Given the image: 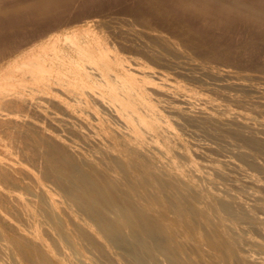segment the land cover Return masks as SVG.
<instances>
[{
    "label": "bare ground",
    "instance_id": "6f19581e",
    "mask_svg": "<svg viewBox=\"0 0 264 264\" xmlns=\"http://www.w3.org/2000/svg\"><path fill=\"white\" fill-rule=\"evenodd\" d=\"M73 1L0 0V16L14 15L12 17L18 19H14L12 24L15 23L13 26L17 27V24L21 26L18 20L24 19V16H21L22 11L31 4V10H37L38 6L42 8L39 9L42 10L41 13L35 14L33 11V14L38 13L40 18H47L51 13L53 16L60 11L64 13V9L72 6ZM174 1L171 3L176 5L180 2ZM208 1L210 3V0ZM184 2L183 9L186 5H191ZM199 2L202 5V0H198ZM174 4L169 7L175 6ZM203 6L205 9L206 6L202 5V8ZM29 8L26 10H30ZM207 8L213 15L217 13L228 18L238 17L239 21L242 19L240 16H247L243 17L244 20H249L251 16L254 20L259 18L261 26L255 25L256 32L260 29L259 34H262L258 26L264 30V0H212ZM189 9L191 8L188 7L187 12ZM206 12L203 11L204 15H211ZM42 13L45 17H41ZM90 14L92 15L91 12ZM197 14L196 16L200 15ZM10 16L8 17L12 21ZM25 16L28 17L26 14ZM94 16L92 19L83 17L86 25L82 27L46 33L42 30V34L31 40H26L28 36L24 37L25 34L22 35L25 41L17 34L16 38H20V42L11 39L10 42L6 37L0 38V264H264V164L261 161L264 156L259 154L263 153L260 150H263L261 146L264 147V143L260 146L257 142H264V114L258 112L263 109L260 104H264V84L246 83L234 75L233 78L237 80L232 79L231 70L226 66L220 67L221 69L219 66L214 67L217 70L215 75L210 77L216 76L225 81L217 84L214 81L212 88L225 84L245 86L256 96L254 99L249 95L253 98V103L260 105L257 110L255 103V109H251V104L249 109L245 108L244 104L242 107L241 104L228 106V103L222 106L223 104L220 105L215 100L216 96L205 94L199 89L198 91L204 92L205 95L199 92L196 95L191 92L192 85L182 83L173 73L171 75L168 70L157 67L155 63L161 59H153L155 55L150 58L147 54L149 52L145 51L148 47L144 49V56L150 58V61L147 59L148 63L157 60L154 63L156 68L151 63H146L145 57L146 62L142 60L143 50L140 53L142 56L138 55L142 59L131 53L132 48L127 47L131 54L126 49L128 54L121 53L122 50H118L114 41L107 38V34L95 30L94 25L99 19ZM191 16L194 18L193 14ZM216 17L213 18L215 22ZM227 17L224 18L228 19ZM199 18L201 20V17ZM222 18L219 21L224 23ZM210 19L206 17L205 21ZM235 19L230 18L236 22L238 19ZM0 21L4 22L2 25L5 26L6 20ZM228 22L230 21L226 20V23ZM239 23L237 21V24ZM254 23L255 21L252 22ZM243 25L237 27L242 29ZM249 25L248 28L251 27ZM157 26L159 25L156 24ZM220 26L224 28L222 24ZM255 26L253 25V28ZM14 29L16 31L17 28ZM212 29V32H215L216 29ZM3 31L0 34L2 37ZM36 32L39 33V29ZM32 33L30 36L35 37L36 33L33 36ZM242 33L243 36L245 31ZM207 37L210 38V35ZM229 45L228 48L231 47ZM232 45L233 48L236 47V44ZM252 45L255 49L254 44ZM166 47L161 52H167ZM226 47L225 49H228ZM249 47L251 52V46ZM229 50L232 48L225 51ZM243 50L248 51L244 48ZM223 51L222 49L224 54ZM158 52L161 54L160 50ZM249 53L244 57L251 56ZM258 53L254 57L259 58ZM175 54L174 50V56ZM226 54L224 57L230 55ZM157 56L159 57V54ZM233 56L235 55L231 54L232 59ZM256 58L253 59L254 62ZM162 63L164 66L166 62ZM191 64L193 63L190 62L189 65ZM180 69L184 70L179 68V71ZM260 76L263 78L262 73L258 75ZM244 78L246 77L241 79ZM209 86L211 85L207 87ZM231 90L229 93L235 94ZM249 90L246 92L251 94ZM243 96L239 99L245 100ZM231 97L232 95L230 99ZM203 121H213L212 123L218 124L220 129L229 131L230 137L223 131L221 133L227 138H222L224 135L220 133L221 138H216L220 137L217 135L220 129L213 132L218 139H215V144L209 143V139L206 143L202 142L204 140L198 141L199 143L192 141L190 136L194 135L189 136L192 132L188 134L190 140L183 137L186 135L182 136V133L190 131L192 125L207 126V122ZM200 127L197 129L200 130ZM233 129L241 133L240 135L247 136L246 138L256 139L254 143L258 145L251 144L252 139L243 140L241 136V140L248 143L252 151H247V145V150L240 148L243 147L242 144L240 146L234 138L239 135L234 136ZM196 137L194 140L199 138ZM219 145L228 148L229 152L224 149L222 153L215 154L217 150L214 148L219 149ZM237 145L240 146L239 149ZM258 156L263 158L260 160Z\"/></svg>",
    "mask_w": 264,
    "mask_h": 264
},
{
    "label": "rangeland",
    "instance_id": "374dc122",
    "mask_svg": "<svg viewBox=\"0 0 264 264\" xmlns=\"http://www.w3.org/2000/svg\"><path fill=\"white\" fill-rule=\"evenodd\" d=\"M24 1H29V0H24ZM74 1H76V2H74ZM73 1V3H71L72 4V6L70 5L69 7H67L66 9H64L65 10V12H67L66 14H65V12L63 13L62 11H60V12H57L58 14L57 15H55L54 14V16L52 15V13L51 14H49V16L48 15H46V16H48L47 18H40V16H39V14L37 13V15L39 16L38 18H36L37 17V15H35L36 14V12H39V13H41L40 11H42V10H39V9H42V8H40L39 6H38V8H37V10H36V8H33L34 10H31L29 7L30 6H32V4L29 6V7H27V8H25V10H23L22 11V14H21V16L24 18V19H19L20 21L21 20H24V22L23 21H19L18 20V23H20L21 24V26H19V24H17L16 26L17 27H14L15 26V23L14 24H12L13 23V21H14V19H18L17 17H15V18H13L14 17V15H12V16H10V15H4V17L2 18L1 16V18L0 19H4V20H6L5 21V26H3L4 24V22H2V21H0L1 22V24H0V30H4L3 31V36L4 37H2L1 35V39L2 38H5L6 37V40H8V41H10L11 42V40L12 41H19L20 40V38H16V36H17V34H18V37H22V40H24L25 41V38L24 37H26V36H28V37H30V38H28V37H26V40L28 39V40H31V38L32 39H34V38H36L38 35H40V34H42L43 32L44 33H46V32H56V31H63V30H66L67 28L68 29H70V28H72V27H77V28H79V27H82V26H84V25H86L85 24V22H84V20H82V19H84L85 18V16H86V18H88V19H92V16L93 15H95L94 16V18H96L97 20H98V23H96L95 25H97V26H95L94 25V27H95V30H97V32L98 31H102L101 32V34L103 33V34H107V38L109 37V40H111V41H114V43H115V45L118 47V50H122L121 51V53H123V54H131L132 52V54L134 55H136V56H138L141 52H142V50H143V52L139 55V56H142L143 57V59L142 58H140L139 56V58L140 59H142V60H144V57H145V59H146V61H147V59H148V61H150V58H152L151 56H153V55H155V56H153L154 58L153 59H157V58H160L161 60H159V62L157 63L155 60H153V61H151L150 63L154 66V68H156L155 67V65H154V63L155 64H157L156 66L157 67H160L161 69H163L164 71L166 70H168L167 72L169 73V74H171V73H173V76H175L176 77V79L178 80L179 79V81H182V83H187V84H190V85H192L191 87H192V90H191V92L192 93H198L199 91H204L205 92V94L207 93L208 95H212V96H216L215 97V100H217L218 101V103L220 104V105H222V106H224V104H225V106H226V104L228 103L229 105L228 106H237V104H241L240 106L242 107V105L244 104V107L245 108H251V109H255V107H256V109L255 110H257V108L259 109V107L258 106H260V108L262 107V105H263V109L261 108V109H259L258 110V112H260L261 114H264V111H262V110H264V104H260V105H257L258 103H256V102H254L255 103V105H254V103H253V101H252V99L255 97L256 98V96H253V94H254V92H253V94H252V91L251 90H249V88H247V87H245V86H243L242 87V85L240 86V85H234V84H225L224 86H226V85H228L227 87H224L223 85H215V89L214 88H212L213 86H214V81H215V84H217V83H220V82H223V81H225L223 78L222 79H220V78H217L216 76H214V77H216V78H214V77H210V76H213V75H215L214 73H215V70H217V68H214V67H218L219 66V69H221L220 67H222V68H225V66H226V68H228V69H230L231 71H230V73L232 74L231 76H232V79H235V80H244V82H246V83H256V84H264V83H262V81L264 82V56H263V52H264V49L263 50H261L262 48H264V35H263V32H264V30H263V27H259V26H261L260 24H259V18L258 19H255L254 20V17L253 16H251V18L249 17L248 19L249 20H244L247 16H240L239 18H242L240 21H239V19H238V17H235L236 19H238L237 21L238 22H240L239 24H237V21H236V19L235 18H232V17H230L231 19H235V21L236 22H234V20H230V18H228L227 16H222V15H217V13L215 14V15H213L211 12H209V8H207V7H209V5H210V3H211V1L212 0H210V3H209V1H208V3H209V5H208V3H207V1L205 0H202V2L204 3L205 2V4H203L202 3V5H205L206 6V8L205 9H207V11L209 12V14H211V15H213L212 17H211V15H209V16H207L206 14V17H207V19L209 20L210 18H212V19H210V21H205V19H206V17H204L205 15H204V13H203V11H205L206 12V10L204 9V6H203V8H202V5H201V3L199 2L198 3V0H188L187 2H186V0H185V2L184 1H182V0H179L180 2L182 1V2H184L185 4L187 3V4H191V5H188V7H190L191 9H189V11L191 12V14H190V12L188 11L187 12V9H188V7H187V5H186V9L184 10L183 9V3L181 2H177V0H171L172 2L174 1L175 3H178L177 5L176 4H174L175 6H170L169 7V5H173L172 3H171V1L170 0H157L158 1V3H157V1L156 0H123V1H126L125 3L124 2H122V0H92V1H90V0H74ZM87 1H88V3H87ZM105 1H107V2H105ZM135 1V2H134ZM138 1L140 2V3H138ZM149 1V2H148ZM163 3H162V2ZM191 1V3H188V2H190ZM201 1V0H200ZM215 1V0H214ZM83 2V3H82ZM96 2H98V4L96 3ZM101 2H103V3H101ZM122 5H120L119 3ZM131 2V3H130ZM134 4H133V3ZM143 2V3H142ZM164 2H165V5H163L164 4ZM166 2H167V5L168 6H166ZM169 2V3H168ZM197 2V3H196ZM74 3H76L75 5H74ZM114 3V4H113ZM129 5H128V4ZM148 5H146V4ZM171 3V4H170ZM193 3V4H192ZM194 3H196V4H194ZM207 3V4H206ZM83 4V5H82ZM85 4H87V5H85ZM109 6H108V5ZM113 4V5H112ZM116 4H118V5H116ZM133 4V5H132ZM140 4V5H139ZM180 4H182V5H180ZM201 5V7H200V5ZM80 8H77V6ZM80 5V6H79ZM91 5V6H90ZM97 5H99L100 7H103V8H100L99 6H97ZM102 5V6H101ZM115 5V6H114ZM135 5H137L136 6V8H135ZM143 5V6H142ZM147 7H145V6ZM162 7H161V6ZM179 5V7H177ZM197 6V5H199V7L197 6V7H191V6ZM37 6V5H36ZM85 6V7H84ZM93 6V7H92ZM111 6V7H110ZM113 6V7H112ZM122 8H121V7ZM125 7V9H124V7ZM133 6V7H132ZM185 6V5H184ZM34 7V6H33ZM71 7V8H70ZM106 7H108L107 9H106ZM115 7V8H114ZM132 7V8H131ZM160 7V8H159ZM165 7V8H164ZM180 7H182V8H180ZM30 9V10H26V9ZM32 8V7H31ZM70 8V9H69ZM73 8V9H72ZM78 9V11L79 12H77V9ZM82 8V9H81ZM87 9V10H85V9ZM171 10H170V9ZM177 8H180L179 10H181L182 11V13L184 12V11H186V12H184L183 14L181 13V11L180 12H178L179 10H177ZM199 10H198V9ZM202 8V9H201ZM68 9V10H67ZM124 9V10H123ZM129 9V10H128ZM140 9H142V10H140ZM146 9V10H145ZM167 9V10H166ZM174 9V10H173ZM183 9V10H182ZM63 10V11H64ZM82 10V11H81ZM84 10V11H83ZM99 10V11H98ZM102 12H101V11ZM170 12H169V11ZM24 11H27V12H24ZM35 12V14H33L34 12ZM69 11V12H68ZM72 11V12H71ZM73 11H74V14H73ZM82 13H81V12ZM105 11V12H104ZM112 11V12H111ZM118 11V12H117ZM122 11H125L126 12V14H125V12H122ZM129 11V12H128ZM145 11H147L146 13H148V15H146V13H145ZM166 11V12H165ZM168 11V12H167ZM202 12V13H199V12ZM21 12V11H20ZM23 12H24V14H23ZM29 12V13H28ZM85 12H88V13H85ZM90 12L92 13V15L90 14ZM97 12V13H96ZM101 12V13H100ZM122 12V13H121ZM142 12V13H141ZM151 12H153V13H155V14H152ZM174 12H178L177 14L175 13L174 14ZM194 12V13H193ZM196 12H198V14H200V15H198ZM208 12H206V13H208ZM31 13V14H30ZM59 13H63V15L62 14H59ZM71 13H72V15H71ZM79 13H81V14H79ZM111 13V14H110ZM115 13V14H114ZM124 13V14H123ZM128 13V14H127ZM162 13H164V15L162 14ZM170 13H172V15L170 14ZM181 13V14H180ZM189 13V14H188ZM25 14L28 16L29 14V16L28 17H26L25 16ZM44 14H45V12H44ZM43 13L42 14H40V15H43V16H41V17H45V15H44ZM46 14H47V12H46ZM67 14H69V15H67ZM75 14H76V16H75ZM79 14V15H78ZM83 14V15H82ZM88 16H87V15ZM97 14L99 15L98 17H97ZM101 14V15H100ZM103 14V15H102ZM139 14V15H138ZM144 14H145V16H144ZM167 14V15H166ZM194 15V18H192L193 16H191V15ZM196 14L199 16V17H201V20H200V18L198 17V16H196ZM235 15H238L237 13H234ZM20 15V14H19ZM74 15V16H73ZM81 15V16H80ZM110 16L109 18H108V16ZM126 15H127V18H126ZM135 15H136V17H135ZM143 15V16H142ZM150 15V16H149ZM157 15V16H156ZM169 15V16H168ZM177 15H179L178 17H177ZM184 15V16H183ZM203 15V16H202ZM8 16H10V17H12V21H11V19L8 17ZM16 16H18V14H16ZM33 16V17H32ZM50 16H52L53 17V21H52V17H50ZM56 16V17H55ZM60 16V18H61V20H60V18H58ZM68 16V17H67ZM72 18H71V17ZM78 16V17H77ZM89 16H91L90 18H89ZM115 16V18H111V17H114ZM118 16V17H117ZM138 16V17H137ZM141 16V17H140ZM146 16H148V17H146ZM153 16V17H152ZM214 16L217 18L216 19V22L214 21ZM20 17V16H19ZM30 17V18H29ZM36 19H35V18ZM51 19H50V18ZM67 19V18H69V20L67 19V20H65V18ZM74 17V18H73ZM80 17V18H79ZM84 17V18H83ZM106 17V18H105ZM117 17V18H116ZM129 17V18H128ZM173 17V18H172ZM175 17H177V18H175ZM188 17V18H187ZM195 17H196V19H195ZM221 17H227L228 19H225L224 18V20H223V18H222V20L221 21H223L224 23H222V22H220L219 20H220V18ZM243 17H245L244 19H243ZM253 17V18H252ZM8 18H9V20H10V22H11V24H10V22L8 23ZM25 18H26V22H25ZM32 18H34L36 21L34 22L33 20L34 19H32ZM49 18V19H48ZM57 18V19H56ZM64 20H63V19ZM108 18V19H107ZM137 18V19H136ZM146 18V19H145ZM155 18V19H154ZM156 18H158V19H156ZM160 18V19H159ZM166 18V19H165ZM169 18H171V19H169ZM184 18V19H183ZM205 18V19H204ZM219 18V19H218ZM255 18H257V17H255ZM39 21H38V20ZM42 19V20H41ZM47 19V20H46ZM71 19V20H70ZM112 19V20H111ZM173 19L175 20V21H173ZM190 19V20H189ZM198 19V20H197ZM250 19L251 20H254L255 21V23L254 24H252V22H254V21H250ZM29 20H31L30 22H29ZM45 20V21H44ZM62 21V22H60L59 23V21ZM82 20V21H81ZM111 20V21H110ZM113 20H115V21H113ZM134 20V21H133ZM153 20V21H152ZM155 20V21H154ZM162 20V21H161ZM165 20V22H163ZM192 20V21H191ZM194 20V21H193ZM212 20V21H211ZM226 20L227 21H233L234 22V24H233V22H231L232 24L230 25V22H228V23H226ZM258 20V21H257ZM48 21H50V22H48ZM56 21H58V23L56 22ZM75 21V22H74ZM111 23H110V22ZM139 21H141V22H139ZM147 21V22H146ZM159 21H161L160 23H159ZM172 21V22H171ZM184 21V22H183ZM186 21V22H185ZM188 21H189V23H188ZM32 22V23H31ZM34 22V23H33ZM39 22V23H38ZM42 22V23H41ZM56 24H55V23ZM99 22H100V24H99ZM119 22V23H118ZM125 22V23H124ZM129 22V23H128ZM136 22V23H135ZM138 22V23H137ZM144 22V23H143ZM149 22V23H148ZM151 22H153V23H151ZM156 22V23H155ZM158 22V23H157ZM183 22V23H182ZM192 22V23H191ZM194 22V23H193ZM202 22V23H201ZM242 22H244L243 24L244 25H246V27L248 28V24H252L251 25V27H249L248 29L250 30H248L246 27H244V28H246L244 31H245V33H244V37L242 36V32H244L243 31V24H242ZM248 22V24H245V23H247ZM250 22V23H249ZM16 23H17V21H16ZM36 23L39 25H36ZM44 23V24H43ZM46 23V24H45ZM91 23H94V22H92L91 21ZM169 23V24H168ZM175 23H177V24H175ZM196 23V24H195ZM206 23H207V25H206ZM211 23V24H210ZM219 23H221L222 24V26L226 23V27H225V25L223 26L224 28L222 29V28H220L221 26V24L219 25ZM3 24V25H2ZM7 24V25H6ZM11 25V26H9V25ZM34 24V25H33ZM40 24H42V25H40ZM47 24H49V25H47ZM98 24H99V26H98ZM108 24V25H107ZM110 24V25H109ZM137 24H139V25H137ZM152 26H151V25ZM156 24L157 25H159V26H157L156 27ZM180 24V25H179ZM185 24V25H184ZM203 24V25H202ZM215 26H214V25ZM229 24V25H228ZM237 24V25H236ZM2 25V26H1ZM14 25V26H13ZM24 25H27V26H24ZM46 27H45V26ZM63 25V26H62ZM77 25V26H76ZM104 25V26H103ZM141 25V26H140ZM164 25V26H163ZM217 25H219L218 27L222 30V31H220L219 30V28L217 27ZM239 25V26H238ZM240 25H243L241 28L242 29H240V28H238V27H240ZM249 25V26H250ZM253 25L255 26H257V25H259L258 26V28H261V32L260 33H262V34H259V31H260V29H258V32H256L257 30H256V26L253 28ZM8 26V30L6 29V27ZM30 26V27H29ZM34 26H36V28L34 27ZM53 26V27H52ZM105 26H107L108 28H106ZM110 26V27H109ZM128 26V27H127ZM193 26H195L196 27V29H194L195 27H193ZM198 26V27H197ZM200 26V27H199ZM204 26V27H203ZM210 26H211V28H210ZM229 28H228V27ZM230 26H232V27H230ZM238 26V27H237ZM2 27H4V28H2ZM29 27V28H28ZM40 27V28H39ZM44 27V28H43ZM97 27V28H96ZM117 29H116V28ZM120 27V28H119ZM133 27V28H132ZM193 27V28H192ZM202 27H203V29H202ZM206 27H209V28H206ZM216 27H217V29H216ZM14 28H17L16 29V31H14L15 29ZM20 28H21V30H20ZM30 29L29 31H28V29ZM33 28H35V29H32ZM43 28V29H42ZM99 28V29H98ZM110 28V29H109ZM119 28V29H118ZM156 28V29H155ZM182 28V29H181ZM191 28V29H190ZM199 28V29H198ZM205 28V29H204ZM212 28H215L216 30H215V32H212V31H214ZM230 28H232L231 30H230ZM237 28V30H235ZM252 28V29H251ZM6 29V30H5ZM13 30V32H12V30ZM25 29V30H24ZM38 29H39V33L38 32H36V31H38ZM44 29H45V31H44ZM46 29H50V30H46ZM129 29V30H128ZM166 29V30H165ZM230 30V31H233L232 33L230 32V31H228V32H226V30ZM42 30H43V32H42ZM104 30V31H103ZM118 30H119V32H118ZM155 30V31H154ZM161 30V31H160ZM165 30V31H164ZM175 30V31H174ZM179 30V31H178ZM196 30H199L198 32L196 31ZM205 30H207V31H205ZM209 30V31H208ZM219 31V33H218V31ZM224 30V31H223ZM2 31H0V34L2 33ZM25 31H27V32H25ZM35 31V32H34ZM42 33H41V32ZM111 31H113L112 33H111ZM154 31V32H153ZM157 31V32H156ZM171 31V32H170ZM204 31V32H203ZM211 31V32H210ZM238 31V33H235V32H237ZM248 31V32H247ZM251 31H253V32H251ZM6 32V33H5ZM17 32V33H16ZM23 32V33H22ZM29 32H30V34H29ZM32 32H34V33H36V34H34V33H32ZM107 32V33H106ZM135 32V33H134ZM163 33V34H160V33ZM179 32V33H178ZM184 32V33H183ZM191 32V33H190ZM195 32V33H194ZM201 32V33H200ZM221 32V33H220ZM226 32V33H228V34H224V33ZM250 32V33H249ZM4 33H5V35H4ZM12 33V34H11ZM16 35H15V34ZM22 33V34H21ZM31 33H32V36H33V34H34V36L35 37H31L30 35H31ZM99 33V32H98ZM122 33V34H121ZM125 33V34H124ZM134 33V34H133ZM148 33V34H147ZM165 33V34H164ZM169 33V34H168ZM183 33V34H182ZM210 33V34H209ZM214 33H216V34H214ZM252 33H255V34H252ZM256 33H258L259 35H257ZM20 34V35H19ZM24 34H25V36H24ZM110 36H109V35ZM118 34H121V35H119L118 36ZM136 34V35H135ZM141 34V35H140ZM154 35L153 36V38H152V35ZM158 34H159V36H158ZM180 34H181V36H180ZM188 34V35H187ZM204 34V35H203ZM212 34V35H211ZM218 34V35H217ZM223 34V35H222ZM236 34V35H235ZM237 34H240V36L241 37H239V35L237 36ZM12 35V36H11ZM24 37H23V36ZM104 35V36H105ZM135 35V36H134ZM155 35H157V36H155ZM170 35V36H169ZM178 35V36H177ZM206 38V40H204L205 38L203 37V36ZM210 35V38L209 37H207V36H209ZM232 35V36H231ZM249 35V36H248ZM255 35V36H254ZM112 36V37H111ZM117 36V37H116ZM127 36V37H126ZM137 36V37H136ZM146 36V37H145ZM175 36H176V38H175ZM192 36V37H191ZM230 36H231V38H230ZM260 36L262 37V38H260ZM106 37V36H105ZM133 37V38H132ZM135 37V38H134ZM203 39H202V38ZM233 37V38H232ZM8 38V39H7ZM24 38V39H23ZM178 38H180V39H178ZM186 38V39H185ZM190 38V39H189ZM216 38V39H215ZM219 38V39H218ZM256 38V39H255ZM11 39V40H10ZM153 41H152V40ZM154 39H156V40H154ZM178 39V40H177ZM202 39V40H201ZM215 39V40H214ZM244 39V40H243ZM254 39L256 40V41H254ZM263 39V40H262ZM21 40V41H22ZM122 40V41H121ZM130 40V41H129ZM137 42H136V41ZM150 40V41H149ZM177 40V41H176ZM181 40V41H180ZM204 40V41H203ZM209 40V42H207ZM218 40V41H217ZM120 41V42H119ZM143 41V42H142ZM149 41V42H148ZM168 41V42H167ZM188 41V42H187ZM213 42V43H211V42ZM223 41V42H222ZM224 41H226V42H228L227 44L224 42ZM244 41H245V43H244ZM20 42V41H19ZM23 42V41H22ZM123 43V45H122V43ZM138 42H139V44H138ZM159 42H162V43H159ZM177 42V43H176ZM186 42V43H185ZM193 42V43H192ZM246 42H248L247 44L249 45V46H251V52H250V47L246 44ZM9 43V42H8ZM146 43V44H145ZM197 43V44H196ZM222 43V44H221ZM226 44V45H224V44ZM229 43H232V44H234V46H235V44H236V47H234L233 48V45L232 44H230L229 45ZM239 43H240V45H239ZM262 44V45H257V44ZM127 44V45H126ZM134 44V45H133ZM137 44V45H136ZM142 44V45H141ZM145 46H144V45ZM148 44V45H147ZM151 44V45H150ZM153 44V45H152ZM157 44H160V45H157ZM174 44V45H173ZM180 44V45H179ZM218 44V45H217ZM252 44H254V48L255 49H257V50H255V49H253V45ZM119 45V46H118ZM122 45V47H123V49H124V51H123V49H122V47H120ZM156 47H155V46ZM161 45H162V47H161ZM213 45V46H212ZM218 47H217V46ZM228 45H229V47L230 48H232V52H234V53H231V51L229 50L228 52L227 51H225V50H228V49H230V48H228ZM239 45V46H238ZM243 45V46H242ZM245 45H247L246 47H245ZM140 46H144L142 49H141V47ZM150 46V47H149ZM167 46V47H166ZM171 46V47H170ZM188 46V47H187ZM209 46V47H208ZM212 46V47H211ZM226 48H228V49H225V47ZM127 47L130 49V48H132V49H130V51H131V53H130V51H128L129 49H127ZM141 49V50H139V48ZM148 47V50H145L146 52H149V53H147L148 54V56L150 57H147V56H144L145 55V51H144V49H146ZM162 49H161V48ZM164 47H166L168 50H165V51H167V52H169L170 50H172L173 51V53H171V51L169 52V54L167 53V52H165V53H163V52H161V50H163L164 51ZM168 47H170V48H168ZM201 47V48H200ZM152 48V49H151ZM157 49V50H154V49ZM159 48V49H158ZM165 48V49H166ZM171 48H173L174 50H175V56H174V50L173 49H171ZM184 48H186V49H184ZM236 48V49H235ZM243 48L244 49H246V51L248 50L250 53H251V56L249 55V57L247 58H245L244 56H246V54L248 55V53L247 52H244V50H243ZM125 49H126V51L128 52V53H126V51H125ZM136 49V50H135ZM170 49V50H169ZM179 49V50H178ZM222 49L224 50L223 52H224V54L225 53H227V54H229L230 53V55H228V56H226V57H224L225 55L222 53ZM235 51H234V50ZM238 49V50H237ZM262 51L261 53H260V50ZM158 50H160V52H161V54L158 52ZM252 50H254L253 52H252ZM138 53H137V52ZM154 51H155V54H154ZM156 51H157V53H156ZM179 51V52H178ZM186 51V52H185ZM191 51V52H190ZM204 51V52H203ZM125 52V53H124ZM134 52H136V53H134ZM145 52V53H144ZM150 52H152V53H150ZM194 52V53H193ZM207 52V53H206ZM236 52H240L239 54L238 53H236ZM255 52V53H254ZM257 52H259L258 54H259V58L261 59H259V58H256V57H254L255 56V54L257 55ZM213 53V54H212ZM242 53V54H241ZM249 53V54H250ZM146 54V55H147ZM149 54H152V55H149ZM159 54V57L157 56ZM191 54V55H190ZM204 54V55H203ZM226 54V55H227ZM231 54L233 55H235V56H233V59H232V57H231ZM243 56H241V55ZM253 54V55H252ZM167 55V56H166ZM170 55H172V56H170ZM196 55V56H195ZM162 56V57H161ZM169 56V57H168ZM202 56V57H201ZM263 56V57H262ZM180 57V58H179ZM183 57V58H182ZM211 57L213 58V59H211ZM222 57V58H221ZM230 57V58H229ZM251 57V58H250ZM252 57H254V58H256L257 60V62L255 61L254 62V58H252ZM188 60H187V59ZM205 60H203V59ZM227 58H229V59H227ZM246 60H245V59ZM250 58V60L252 59L253 61H250V60H248ZM263 58V59H262ZM170 59V60H169ZM182 59V60H181ZM191 59H193V60H191ZM195 59H197V60H195ZM210 59V60H209ZM222 59V60H221ZM223 59H227V60H223ZM152 60V59H151ZM177 60V61H176ZM209 60V61H208ZM243 60V61H242ZM250 61L249 63H248V61ZM145 61V60H144ZM145 61V62H146ZM148 61L146 62V63H148ZM179 61V62H178ZM183 61V62H182ZM195 61V62H194ZM203 61V62H202ZM230 63H229V62ZM236 61V62H235ZM247 63H246V62ZM259 61V62H258ZM160 62H161V65H160ZM162 62H166L165 63V65L163 66V64L164 63H162ZM187 62V63H186ZM190 62L191 63H193V64H191V65H189L190 64ZM218 62H219V64H218ZM225 63V64H223V63ZM237 62H238V64H237ZM150 63H148V64H150ZM170 63V64H169ZM179 63V64H178ZM199 63V64H198ZM205 63H207V64H205ZM214 63V64H213ZM236 63V64H235ZM256 63H258V64H256ZM150 64V65H151ZM167 64V65H166ZM169 64V65H168ZM174 64V65H173ZM177 64V65H176ZM180 64H181V67H180ZM186 65V67H185V65ZM240 64H242V65H240ZM248 64H250L249 65V67L248 68H244L245 67V65H248ZM253 64V65H252ZM171 65V66H170ZM179 65V66H178ZM198 67H197V66ZM205 65V66H204ZM216 65V66H215ZM222 65V66H221ZM238 67H237V66ZM252 65V66H251ZM260 65V66H259ZM152 66V67H153ZM163 66V67H162ZM167 67V69H165L166 67ZM199 66H201V67H199ZM165 67V68H164ZM192 67V68H191ZM230 67V68H229ZM233 67V68H232ZM241 67V68H240ZM256 67V68H255ZM260 67V68H259ZM179 68H184V70H181L180 69V71H179ZM189 68V69H188ZM198 68V69H197ZM208 68H210V69H208ZM212 68V69H211ZM240 68V69H239ZM244 68V69H243ZM178 69V70H177ZM188 69V70H187ZM191 69V70H190ZM206 69H207V71H206ZM256 69V70H255ZM260 69V70H259ZM263 69V70H262ZM172 70V71H171ZM193 70V71H192ZM197 70V71H196ZM204 70V71H203ZM213 70V71H212ZM235 70H237V71H235ZM173 71H175V72H173ZM184 71V72H183ZM195 71V72H194ZM261 71V72H260ZM206 72V73H205ZM250 72V73H249ZM184 73V74H183ZM186 73H189V74H186ZM197 73V74H196ZM209 75H208V74ZM211 73H213V74H211ZM251 74V75H248V74ZM255 73V74H254ZM257 73H259L260 75H261V73H262V75H263V78H261V76L260 77H258V75L259 74H257ZM194 74V75H193ZM211 74V75H210ZM245 74V75H244ZM247 74V75H246ZM172 75V74H171ZM180 75V76H179ZM186 75H187V77H186ZM192 75V76H191ZM195 75H196V77H195ZM233 75H234V77H236V78H233ZM255 75H257V76H255ZM178 76V77H177ZM186 78H185V77ZM191 76V77H190ZM194 76V77H193ZM204 77V78H200V77ZM207 76V77H206ZM240 76V77H239ZM247 76H248V78H247ZM193 77V78H192ZM211 79V81H209L210 79ZM243 77H246V78H244V79H241V78H243ZM182 79V80H181ZM194 79V80H193ZM209 79V80H208ZM261 79H262V81H261ZM205 80V81H204ZM199 82H200V84H199ZM205 82V83H204ZM212 82H213V84H212ZM181 83V82H180ZM190 85H188V86H190ZM196 85H198V87L196 86ZM208 85H211V86H209L210 88H212V89H210L209 87H207ZM207 88H206V87ZM231 86H234V87H231ZM238 86H240V87H238ZM205 87V88H204ZM217 87V88H216ZM219 87V88H218ZM220 87H222V88H220ZM197 89V90H195V89ZM235 88V89H234ZM237 88H238V90H237ZM245 88H247V89H245ZM194 89V90H193ZM198 89H199V91H198ZM210 89V90H209ZM231 89H233V90H231ZM244 89V90H243ZM207 90V91H206ZM215 90V91H214ZM223 90V91H222ZM230 90L232 91V92H235V94L237 95H235L234 93H232V94H230L229 92H230ZM237 90V91H236ZM247 90H249V92L251 93V94H249V93H247L248 91ZM195 91V92H194ZM197 91V92H196ZM218 91V92H217ZM226 91V92H225ZM245 91V92H244ZM247 91V92H246ZM204 92H202L203 94H204ZM202 93H200L199 92V94H202ZM218 93V94H217ZM227 93H229L228 95L229 96H227ZM241 94V96H240V94ZM243 93H244V96H245V98H244V96H243ZM202 94V95H203ZM204 94V95H205ZM224 94V95H223ZM234 94V95H233ZM245 94H247L248 95V97L250 98H247L246 99V96L247 95H245ZM196 95H198V94H196ZM232 95V97H231V99H230V96ZM249 95H251V97H253L252 99H251V97L249 96ZM219 96V97H218ZM234 96V97H233ZM238 96H240L239 98L241 99L242 98V96H243V98L246 100H240L239 98H237ZM226 97H228V98H226ZM217 98V99H216ZM218 98H220L219 100H218ZM234 98V99H233ZM235 98H236V100H235ZM254 98V99H255ZM224 99V100H223ZM240 100V103H238L239 102V100ZM248 99L250 100V101H248ZM235 100V101H234ZM228 101V102H227ZM252 101V102H251ZM231 102V103H230ZM242 102V103H241ZM243 102H246V103H243ZM252 103H253V105H252ZM247 104V106H245ZM249 104H251V107H249L250 105ZM238 105V106H239ZM254 107V108H253ZM222 115H224L225 114V112L224 113H221ZM207 121H203V123H206ZM213 121H208L207 122V126L208 127H210V129L206 126V124H204L205 125V127L203 126V124H201V127L203 126L204 128V130L203 129H201V127H200V124L199 125H192L191 127H190V125H189V127H190V131H188V133H182V136H183V134L184 135H186V136H183V137H185L186 139H188V140H192V141H194V142H198V141H202V140H204V141H202L203 143H206L207 141H208V139H209V143H213L214 142V144H215V139L216 138H221V135L223 134V133H221V132H223L224 131V134L226 135V134H228L227 136H229L230 137V132L229 131H226L225 129H220L221 127L218 125V124H215V123H212ZM202 123V122H201ZM208 123H209V125H208ZM214 126H213V125ZM212 125V126H211ZM218 125V126H217ZM217 126V127H216ZM198 127H200L199 129L200 130H198L197 128ZM208 129H207V128ZM220 127V128H219ZM206 128V129H205ZM218 128V129H217ZM191 129H194V130H192L191 131ZM214 129H216V131H212V130ZM222 130V131H220V130ZM199 131V132H197V131ZM208 131L207 133L205 132V131ZM212 132H211V131ZM219 130V131H218ZM235 132H237V133H233L234 134V136H235V134H237V135H239V137H240V140H239V137L238 136H236V137H234V138H236L237 140H235L236 142L238 141L239 142V144H240V146H241V144H242V146L243 147H240V146H238L237 145V148L238 147H240V148H243V149H245V150H247V148L249 149V150H247V151H250V147L251 146H248V143H244V139L246 140H248V138H246L245 136H243V135H240L239 133H238V131L237 130H235V129H233ZM193 131H196V132H193ZM201 131H203V132H201ZM218 131V136H220V137H216L215 138V134L213 135V132L215 133V132H217ZM192 132V133H191ZM225 132H227V133H225ZM189 133H191V134H189ZM194 133V134H193ZM204 135H203V134ZM209 133H211V134H209ZM221 135H220V134ZM232 133V132H231ZM188 134H189V136L190 135H194V136H190V139H189V136H188ZM196 134H199V135H196ZM223 134V135H224ZM261 134V133H260ZM204 137H203V136ZM205 135H206V137H205ZM210 135H211V137H210ZM213 135V136H212ZM223 136L222 138H224V137H226L227 138V136ZM195 136H197V137H199V138H197V139H195V140H197V141H195L194 140V138H195ZM201 136V137H200ZM241 136H242V139L243 140H241ZM203 137V138H202ZM238 137V138H237ZM211 138H212V140H211ZM205 139H207V140H205ZM218 139H216L217 141H218ZM249 139H252L251 140V144H253V145H262L264 142H262L261 140H257V142H259L258 144H255L254 142H256V139H254V138H249ZM188 140H186V141H188ZM214 140V141H213ZM240 141H241V143H240ZM250 141V140H249ZM261 141V142H260ZM191 142V141H190ZM243 142V143H242ZM188 144H189V141L187 142ZM193 143V142H192ZM191 143V144H192ZM199 143V142H198ZM201 143V142H200ZM211 143V144H212ZM262 143V144H261ZM244 144V145H243ZM218 145V144H217ZM246 145L248 146L247 148H246ZM215 146V145H214ZM221 146V147H220ZM263 146H264V144H263ZM219 147V149L221 148V150L219 151V149L216 147V148H214L215 150H217V152L215 153V154H217L218 155V153H222L223 151H225L224 149H226V147L225 146H222V145H219L218 146ZM225 147V148H224ZM237 148H236V150H237ZM261 148L264 150V147H262L261 146ZM239 149V148H238ZM215 150H213V152H215ZM263 150H260V151H262L263 153H264V151ZM251 151H252V149H251ZM225 152H229L228 151V148L226 149V151ZM263 153H259L260 154V156L262 155V156H264L263 155ZM258 154V155H259ZM236 155V154H235ZM237 156V155H236ZM260 156H258V158L260 157ZM263 157H260L259 159L261 160ZM264 159V158H263ZM261 160L262 162H263V164H264V160ZM264 166V165H263ZM257 169H259V168H257ZM261 169V168H260ZM263 170H264V168H262ZM254 170V169H253ZM255 171V170H254ZM256 172H258V170H256Z\"/></svg>",
    "mask_w": 264,
    "mask_h": 264
}]
</instances>
